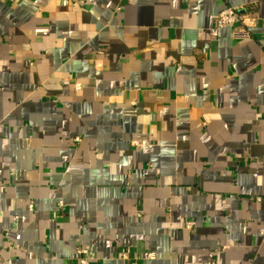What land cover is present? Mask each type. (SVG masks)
<instances>
[{
    "label": "crops",
    "instance_id": "crops-1",
    "mask_svg": "<svg viewBox=\"0 0 264 264\" xmlns=\"http://www.w3.org/2000/svg\"><path fill=\"white\" fill-rule=\"evenodd\" d=\"M83 249L264 264V0H0V264Z\"/></svg>",
    "mask_w": 264,
    "mask_h": 264
},
{
    "label": "built area",
    "instance_id": "built-area-1",
    "mask_svg": "<svg viewBox=\"0 0 264 264\" xmlns=\"http://www.w3.org/2000/svg\"><path fill=\"white\" fill-rule=\"evenodd\" d=\"M258 23V18L255 15L243 11L242 8L225 5L218 13L215 23L209 29L210 34L213 37H218L219 33L224 28H232V34L235 39H248L251 37V29ZM77 142H80V138H75ZM192 222L187 223L189 228ZM80 264H90V258L88 251L83 249L79 251ZM122 257L127 259V254H122ZM155 255L152 252H146L140 258L141 260H148L154 258ZM133 264H137V260Z\"/></svg>",
    "mask_w": 264,
    "mask_h": 264
}]
</instances>
